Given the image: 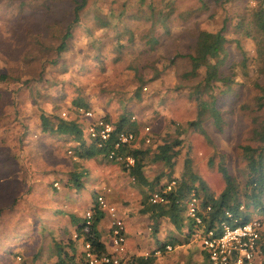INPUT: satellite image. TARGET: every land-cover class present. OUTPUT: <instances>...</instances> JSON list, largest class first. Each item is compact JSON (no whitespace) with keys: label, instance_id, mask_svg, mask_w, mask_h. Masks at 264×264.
Masks as SVG:
<instances>
[{"label":"rangeland","instance_id":"rangeland-1","mask_svg":"<svg viewBox=\"0 0 264 264\" xmlns=\"http://www.w3.org/2000/svg\"><path fill=\"white\" fill-rule=\"evenodd\" d=\"M80 1L0 0V73L5 74V82L0 85L7 90L4 100H0V112L4 108L8 113L14 112V116L2 112L0 118V157L15 152L23 156L16 164L21 172L19 183L13 185L16 201L0 213V264H10L15 251L22 253L26 264L50 260L55 254V242L67 233L68 214L83 219L96 192L103 193L108 205L142 215L140 201L146 189L134 186L121 164L101 156L79 161L88 175L77 195L62 187L65 174L75 162V142L43 134L40 114L72 117L68 109L76 97L88 103L96 118L108 116L115 122L122 112L131 111L139 123V138L152 134L151 147L163 140H181L173 176L181 175L188 158L193 171L214 195L225 185L217 170L219 164L237 180L243 177L239 147L247 141L255 117L264 114L254 111L257 91L250 88L258 77L256 43L248 19L256 0H207V9L200 8L199 0H85L78 23H72V36L65 49L56 54L60 35L72 22L73 10ZM150 1L158 6L173 2L176 13L167 23L169 31L161 22L149 19ZM192 25L209 31L226 27L227 52L220 70L230 77L231 83L215 82L210 91L221 112V130L212 123H203V133L187 127L186 121L195 117L197 111L192 87L203 78L204 68L196 76L186 75L189 61L175 55L183 50L187 39L193 38ZM241 50L247 54L244 66ZM261 78L264 82V75ZM176 124L185 131L177 134ZM29 167L32 171L25 172ZM144 172L149 180L159 177L160 184L167 183L161 174L168 169L158 163L149 164ZM28 174L31 180L27 179ZM57 180L60 181L55 185ZM29 182L36 186L31 192L27 189ZM39 206L45 208L44 215L39 214ZM243 212L250 214L249 218L263 216L256 207L244 208ZM166 222V235L178 236L173 229H167ZM143 229L145 240L153 236L150 221ZM100 230L104 235V228ZM25 231L30 233L23 239H7L9 233ZM173 238L182 243L171 252L156 256L154 264H186L189 256L203 260L199 245L189 252L192 249L184 237ZM7 246L11 253L5 252ZM145 247L136 253L152 250Z\"/></svg>","mask_w":264,"mask_h":264},{"label":"trees","instance_id":"trees-1","mask_svg":"<svg viewBox=\"0 0 264 264\" xmlns=\"http://www.w3.org/2000/svg\"><path fill=\"white\" fill-rule=\"evenodd\" d=\"M200 8L207 9V0H199ZM85 0H81L76 3V7L73 10V20L68 24L63 33L60 35V42L55 47L56 54H60L65 49L66 41L72 36L71 26L79 21V11L84 7ZM149 19H154L156 22H161L163 28L169 31L167 25L172 21L171 15L176 13V7L173 2L165 3L162 6H158L154 1L148 3ZM186 15H190V12H186ZM185 15V16H186ZM248 19L250 26L254 32L251 35L256 43V71L258 77H255L250 84L252 90L257 91L254 111H264V82L261 76L264 75V0H256V5L248 12ZM182 17V16H181ZM172 19V20H169ZM169 20V21H168ZM151 25L153 21L149 20ZM56 26V24H50V26ZM193 38L185 41L186 45L183 50L175 55L180 56L189 61V70L186 75L196 76L197 71L204 68V76L200 82L196 83L193 89V95L197 100V111L195 117L187 120V127H193L198 129L202 133L203 123H212L213 126L218 127L221 130L219 124L221 122L220 111L216 107V96L214 97L210 91L213 90V83L223 82L227 84L230 82L228 75H223L220 70L224 63L223 55L227 52L226 39H225V26H221L216 31H209L201 26H194ZM185 50V51H184ZM242 51L241 64L244 66L247 61V54ZM55 59L50 60L53 64ZM5 74L0 73V82H5ZM228 92H231L227 90ZM226 91V92H227ZM9 93V92H8ZM7 95L6 87L2 88L0 85V100ZM12 105V104H11ZM16 105V104H15ZM12 107V106H11ZM88 109V103L81 97H76L71 101V106L68 109L72 113V117L65 116L62 118H53L45 114H40V127L43 134L54 135L58 140L64 139L75 142L73 150L74 163L68 173L65 174V178L62 180V187L72 189L74 194H78L84 188L83 178L88 175V171L82 167V164H78L81 160L95 159L102 157L110 162L107 155L110 151H114L117 155L130 157L133 162L127 164V162L121 164L123 170L128 174V178L133 182L134 186L145 188L147 192L142 193L140 201L141 209L140 213L148 215V219L151 222V230L153 235L157 233L160 219L164 218L172 225L175 232L184 234L185 240L188 241L193 233L194 221L187 219L185 213V198L193 192L195 196L200 199V203L203 208L210 207L205 213H201L202 222L206 229L214 227L216 223L225 219V213L231 212L236 217L241 218L242 221L249 219L250 214L239 210L243 205L245 209L255 207L261 209L264 215V114L256 116L254 119L253 127L249 131V137L243 145H240V155L244 163V174L241 180H237L232 176L228 169L221 163L218 165L217 170L221 174L224 181V188L217 194L210 193L207 189L205 182L198 176L192 168L191 160L186 159L183 166V171L179 177L173 176L174 159L178 155L177 147L180 145L181 140L178 137L172 140H163L160 144H155L151 147L152 134L150 136L145 135L143 138H139V123L136 116L132 115L131 111L122 112L119 118L112 122L108 116H104L103 120L113 125V131L107 140L102 142V145L98 146V138L89 141L85 135L84 118L77 112L78 108ZM7 108H4V115L14 116V112H6ZM0 112V118L3 117V113ZM83 120H82V119ZM14 119V118H13ZM11 119V120H13ZM86 121V120H85ZM8 127V126H1ZM181 125L176 124L175 131L180 134ZM143 131V129H142ZM149 131V130H148ZM120 132L132 133L134 139L130 143L120 144L115 148L114 144L117 140V136ZM149 138V142L146 143V138ZM20 141V138L18 139ZM45 143V142H42ZM20 154L16 153L9 156L0 157V213L5 207H12L16 201L15 189L13 187L14 182H18L21 179V172L18 170ZM158 163L162 167L168 169L166 174L167 183L160 184L159 177L149 180L144 172V168L149 164ZM31 167L25 170L30 172ZM28 180H31V174L27 176ZM61 180V179H60ZM60 180L55 181L56 183ZM54 182V183H55ZM170 189L166 190L168 183H172ZM19 185V184H18ZM33 182H29V191L31 192L36 186H33ZM64 187V188H65ZM57 188H54L56 190ZM158 192L162 196L164 202L152 203L150 196L152 193ZM103 194L102 192H96L94 198L92 196L91 201V216L88 219L79 218L76 214L69 213L70 223L74 226L76 238H81L83 243L88 242L92 251L97 256L107 255V250L104 243L101 240L100 232L98 230L99 222L104 218V211L99 208L97 197ZM39 214H45V208L38 207ZM184 232V233H183ZM30 232L24 233L13 232L9 233L7 239L20 240L27 236ZM169 244L173 247L180 245L182 242L177 238H169ZM66 243L55 242L54 249L56 260L50 264H77L82 258L81 255L77 258L75 255V248L73 241L66 240ZM165 242L159 245L163 247ZM66 247L70 250L67 251ZM6 253H11L10 248L7 246L4 248ZM162 249V248H161ZM16 254V252L14 253ZM13 254V257H14ZM20 254V253H19ZM200 254L203 258L200 263H196L191 259V256L187 258L186 264H206L205 252L200 250ZM12 257V259H13ZM37 254L33 255L36 259ZM23 258V257H22ZM130 262L132 264H154L156 256H131ZM177 263V262H176ZM23 264H26L23 258ZM264 264V261H262Z\"/></svg>","mask_w":264,"mask_h":264},{"label":"built area","instance_id":"built-area-1","mask_svg":"<svg viewBox=\"0 0 264 264\" xmlns=\"http://www.w3.org/2000/svg\"><path fill=\"white\" fill-rule=\"evenodd\" d=\"M77 112L86 121L85 134L89 141L98 140V146L107 140L113 131V125L103 120L96 118L92 111L86 108H78ZM149 128H145L147 131ZM134 139L132 133L120 132L115 141V148L120 144L130 143ZM149 142L147 137L145 140ZM109 160L117 163L127 162L132 164L133 160L130 157L117 155L114 151H110L107 155ZM167 185L166 190H169L171 185ZM57 185V183H55ZM99 208L107 212L110 217V239L113 245V252H107V255L97 256L90 247L88 242L83 243L81 260L77 264H132L131 256L126 253V236L125 224L123 219L117 214L113 205H108L103 194L97 197ZM152 203L164 202L162 196L158 192H154L150 196ZM210 210L207 206L203 208L200 199L193 192L185 198V216L187 219L194 221L193 233L190 241L193 244L200 246V249L205 252L206 264H258L264 261V215L261 217L249 218L242 221L231 212L225 213V219L216 223L214 227L206 229L202 222L201 213ZM240 211H244V206L241 205ZM91 216V210L85 212L84 218L88 219ZM162 248V249H161ZM173 246L169 243L163 247L159 246L151 251L143 252L142 256L148 257L158 256L164 253H169L173 250ZM10 264H23L22 255L14 254ZM44 264H50L45 262Z\"/></svg>","mask_w":264,"mask_h":264},{"label":"crops","instance_id":"crops-1","mask_svg":"<svg viewBox=\"0 0 264 264\" xmlns=\"http://www.w3.org/2000/svg\"><path fill=\"white\" fill-rule=\"evenodd\" d=\"M66 193L67 192H63V194H66ZM68 201H71V200L68 199ZM61 206H62V204L60 205V207ZM114 207L117 211V214L123 219L124 224H125V236H126L125 250H126V253L130 256H134V255L135 256H141L143 254V252L141 251L140 253L139 252L136 253L138 250H141V249L143 250V248L145 246L146 247L149 246L148 248L152 247V249L159 247L160 243L169 242L170 239L168 237H170V236L171 237H178V236L184 237L185 236L184 232H183L184 234L178 233V236H172L171 233L168 234V236H167L165 231H164V227H163V224H165V221H167V219L162 218L159 221L157 233L155 235H153L152 237H150L149 239L145 240L144 235H146V234L144 233L145 230L143 229V226L145 228V225H148V223L150 221L148 219V215L142 214V215L138 216L136 214L135 215L131 214L130 210L124 211V210H122V208L121 209L117 208L116 205ZM56 208H58V205L56 206ZM131 210H132V212L134 211L133 209H131ZM104 213H105L104 218L98 224V230L100 232V236H103V239L101 238V240L104 243L107 252H113L114 249H113V245H112V242L110 239V217H109V214L107 212H104ZM50 222L57 225V223L54 221L50 220ZM56 227L60 228L61 226L60 227L56 226ZM99 227L104 228V235L101 234V230ZM166 227L168 230L173 229L172 225L168 221L166 222ZM66 229H67V233L64 232L65 234L61 235L58 242L62 241L63 243H66L67 242L66 240H69V239L71 241H73L74 242L73 245L75 248V255L78 258L82 253L83 240L81 238H76L75 229H74V226L70 223V218H69V223H68V226ZM148 229H150V227H148ZM155 244L157 245L156 247L153 246ZM187 244L191 249H192V247L196 249V245L193 244L190 241V239L188 240ZM66 250L70 251L67 247H66ZM192 251H193V249L189 250V252H192ZM15 252H17V251H15ZM20 254H22V253H20ZM199 254H200V252H199ZM200 256H201V254H200ZM55 260H56V255L54 254L53 257L48 261L43 260L41 263H39V261H36L33 264H44L45 262L51 263ZM192 260L196 263L200 262V261H196L194 259V257Z\"/></svg>","mask_w":264,"mask_h":264}]
</instances>
